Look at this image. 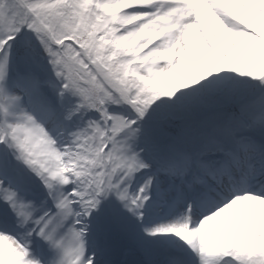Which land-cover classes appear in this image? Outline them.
Here are the masks:
<instances>
[{"label": "snow or ice", "instance_id": "6c2138e0", "mask_svg": "<svg viewBox=\"0 0 264 264\" xmlns=\"http://www.w3.org/2000/svg\"><path fill=\"white\" fill-rule=\"evenodd\" d=\"M0 264H264V0H0Z\"/></svg>", "mask_w": 264, "mask_h": 264}]
</instances>
